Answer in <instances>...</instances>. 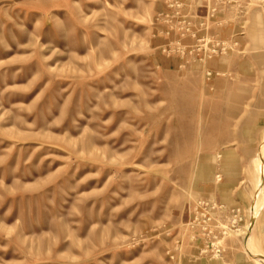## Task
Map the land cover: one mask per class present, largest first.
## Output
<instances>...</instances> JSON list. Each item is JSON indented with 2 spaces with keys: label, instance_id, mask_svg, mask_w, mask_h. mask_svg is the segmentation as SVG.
I'll list each match as a JSON object with an SVG mask.
<instances>
[{
  "label": "rangeland",
  "instance_id": "1",
  "mask_svg": "<svg viewBox=\"0 0 264 264\" xmlns=\"http://www.w3.org/2000/svg\"><path fill=\"white\" fill-rule=\"evenodd\" d=\"M263 135L264 0H0V264H264Z\"/></svg>",
  "mask_w": 264,
  "mask_h": 264
},
{
  "label": "bare ground",
  "instance_id": "2",
  "mask_svg": "<svg viewBox=\"0 0 264 264\" xmlns=\"http://www.w3.org/2000/svg\"><path fill=\"white\" fill-rule=\"evenodd\" d=\"M262 143H263V145H264V135H263V138H262ZM262 156H264V155H261V156H259V157L256 158L255 161H256V165H257V166L260 165L261 162H263L264 159L261 158ZM254 165H255V163H254ZM255 193H256V192H255ZM257 196H258L257 201H259L260 196H259L258 193H257ZM260 201H261V200H260ZM260 203H261V202H260ZM260 203H259V205H257V208L260 206ZM262 205H263V204H262ZM262 205H261V206H262ZM259 208H260V207H259ZM259 208H258V209H259ZM258 209H257V210H258ZM259 213H260V212H259ZM262 261H263V259H262Z\"/></svg>",
  "mask_w": 264,
  "mask_h": 264
}]
</instances>
